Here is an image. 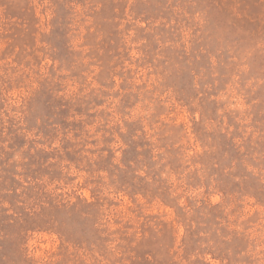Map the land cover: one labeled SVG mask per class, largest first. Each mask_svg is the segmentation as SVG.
<instances>
[{
  "label": "rangeland",
  "instance_id": "rangeland-1",
  "mask_svg": "<svg viewBox=\"0 0 264 264\" xmlns=\"http://www.w3.org/2000/svg\"><path fill=\"white\" fill-rule=\"evenodd\" d=\"M0 264H264V0H0Z\"/></svg>",
  "mask_w": 264,
  "mask_h": 264
}]
</instances>
